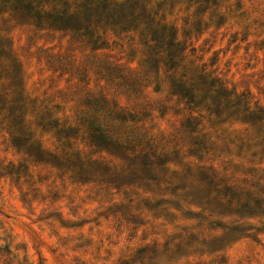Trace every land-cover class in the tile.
Listing matches in <instances>:
<instances>
[{"label":"rangeland","instance_id":"rangeland-1","mask_svg":"<svg viewBox=\"0 0 264 264\" xmlns=\"http://www.w3.org/2000/svg\"><path fill=\"white\" fill-rule=\"evenodd\" d=\"M161 1L165 21L176 26L180 39L186 21L197 29L185 50L187 68L197 71L187 78L197 80L204 68L233 92L230 99L249 101L255 114L246 120L232 111L227 117L226 110L212 127L205 100L190 112L185 99L172 94V72L163 65L146 96L92 71L65 73L69 69L57 63L58 55L83 62L90 48L69 33L3 9L0 264H264V200L253 197L264 196V141L240 137L255 117L264 118V0H216L204 12L188 0L149 3ZM220 16L224 22L217 26ZM89 94L106 95L151 132L177 142L185 163L176 162L171 149L165 164L129 167L90 146L87 133H75L76 114ZM208 103L220 102L213 97ZM220 104L224 108V100ZM189 113L202 119L198 133L191 132L198 119L182 126ZM259 126L264 129V123ZM194 141L208 148L201 162L190 152ZM77 154L88 167L85 173L54 157ZM198 165L213 166L218 177L255 200L248 207L242 206L246 195L232 204L228 197L220 200L217 193L225 190L210 182V170L199 174ZM144 246L149 249L139 262L136 252Z\"/></svg>","mask_w":264,"mask_h":264},{"label":"trees","instance_id":"trees-1","mask_svg":"<svg viewBox=\"0 0 264 264\" xmlns=\"http://www.w3.org/2000/svg\"><path fill=\"white\" fill-rule=\"evenodd\" d=\"M149 1L1 0L0 13L10 9L14 14H20L21 17L34 18L38 26L43 25L65 34L69 33L71 39L89 47L92 55L83 62H76L74 58L66 54L58 55L57 63L63 64L69 69L65 73L72 71L73 73H71L74 74L76 71L87 76L92 71L109 82L116 81L127 91L146 96L144 91L157 79V73L163 65L166 67V71L172 72L171 88H174L172 94H177L181 99H185L190 112L193 111V108L201 106L205 100L204 108L207 112V121L212 127L220 122L219 118L226 110L228 111L227 117H231V114L242 113L246 120H250L255 112L254 109H250L249 101L240 97L236 100L230 99L233 92L228 93L224 83L211 77L204 71V68L198 73L197 80H194V76L187 78L186 75L189 71H197L189 66L187 68L185 63V50L188 45L192 44V42L189 44L187 42L190 40L192 32L197 29H192V23L186 21L185 27H183L185 38L180 39L176 26L165 21L164 6L166 2L161 1L152 5ZM188 1L199 3L198 9L202 7V12L210 7V2L217 6L216 0ZM202 2L206 5L204 6ZM201 22L202 18L196 24ZM223 22L224 19L220 16L217 26ZM204 25L207 26V22H204ZM115 50L117 51L115 52ZM195 50V47H191V51ZM179 70L183 72L182 79L176 80L174 75ZM79 80L83 79L79 78ZM83 89V87L76 86L77 91L82 92ZM200 92H203V98H200ZM213 97L218 98L220 103L224 100L223 110L220 103L216 107L208 103V99ZM111 103L113 104L114 101L109 100L104 94L98 96L89 94L80 103L84 109L76 114L75 133L79 130L87 133L90 146H95L97 151L106 152L121 161L122 164L127 163L129 167L142 165L147 169L155 164L158 166L165 164L168 161L165 157H168L171 149H174L173 151L176 153V162L185 163L184 155L176 148L177 142L172 144L164 135L151 132L139 123L140 119H136V115L129 113L117 104L111 106ZM230 111H232L231 114ZM197 119L196 116L189 113L182 126L191 127ZM255 119L256 121L250 123L240 137L247 140L262 139L264 141V129L260 126L255 128L256 125L264 123L263 115L255 117ZM198 120L191 129L192 133L200 131L198 126L202 119ZM241 122L246 123L243 120ZM66 136L68 138V135ZM190 152L197 156L201 162L202 157L207 154L208 148L200 141H194L193 149ZM54 157L57 161L78 168L79 174L88 171V167L84 166L79 155L73 159L69 156L55 155ZM161 159L165 160L159 162ZM197 169L199 174H205L210 170V182L216 183L217 190H225V192L217 193L218 198L222 201L228 197L229 203L232 204L234 201L237 203L243 195H246L248 196L247 200L242 206L248 207L250 199H256L259 202L264 200V196L257 198L218 177L213 166L206 168L204 165H198ZM262 189L264 190V188ZM152 245V252H154L157 250V242L154 241ZM148 249L147 246H144L137 250L139 262H142L143 254Z\"/></svg>","mask_w":264,"mask_h":264}]
</instances>
